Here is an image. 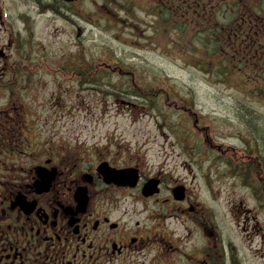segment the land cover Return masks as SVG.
<instances>
[{
  "label": "flooded vegetation",
  "instance_id": "1",
  "mask_svg": "<svg viewBox=\"0 0 264 264\" xmlns=\"http://www.w3.org/2000/svg\"><path fill=\"white\" fill-rule=\"evenodd\" d=\"M142 1L151 33L168 13L167 20L186 26L177 38L187 45L207 32L216 41L252 38L264 58V0ZM71 5L61 0H0V264H156L157 252L172 260L180 251L178 240L166 238L160 224L167 219H175L188 238L200 235L205 242L182 256L189 264H220L213 254L219 252L215 217L204 209L197 187L190 191L174 169L165 172L164 166L144 174L137 162L119 165L110 155L100 156L79 143L59 138L54 144L34 143L32 121L12 92L22 91L29 81L32 66L27 69L26 59L39 57L31 46L38 41L39 20L44 28L52 19L67 28L76 26L70 14L86 21L71 13ZM173 38L164 31L162 45ZM128 168L137 170L135 187L129 184L132 173L106 182L104 172ZM149 180L158 190L144 198L141 189ZM174 188L183 189L182 200H176ZM149 204L160 210L152 214ZM137 205L142 207L138 213ZM139 214L146 221H135Z\"/></svg>",
  "mask_w": 264,
  "mask_h": 264
},
{
  "label": "rangeland",
  "instance_id": "2",
  "mask_svg": "<svg viewBox=\"0 0 264 264\" xmlns=\"http://www.w3.org/2000/svg\"><path fill=\"white\" fill-rule=\"evenodd\" d=\"M133 1L143 5L142 1ZM128 2L124 1L126 5ZM103 4L102 0H79L73 10L87 22L72 16L76 26L71 28L57 19H52L47 28L41 26L39 20L35 27L38 41L32 42L31 46L38 51L39 57L35 58L44 69H38L32 62L29 81L18 92L20 105H24L32 121L34 140H37L34 143L44 140L54 144L57 138L65 143H79L85 150L100 156L110 155L119 165L137 162L144 174L157 172L164 166L165 172L174 169L176 177L185 181L190 191L194 192L197 187L204 209L215 217L219 252L213 254L220 264L232 263L228 259L232 250L240 264H264V215L256 210V202L249 191L226 175L225 169L213 160L211 167L206 160L194 165L195 175H190L189 171H184L185 159L179 157L175 146L170 147L174 141L168 137L169 132L177 133L180 129L176 124L168 126L169 123L180 119L186 125L181 131L194 133L200 141L204 140L200 133L204 131L209 135L213 154L219 153L214 149L215 145L242 148L237 102L259 111V122L264 129V92L262 98H259L260 93L254 98L252 93L246 94L254 90L252 78L258 71L251 70L242 82L240 77L249 71L243 62L234 67L231 76L236 78H230V83H221L215 71L209 75L212 79L208 75L203 77L184 61L168 57L173 51L171 48L164 50L151 45L122 24V27H108V14ZM138 15L145 19L143 12ZM121 61L122 65H119ZM75 63L87 67L92 64L97 73L95 76L103 82L121 85V95H102L92 86L78 84L75 75L71 79L61 71L51 72ZM76 64L72 68L80 67ZM25 66L30 69L29 64ZM145 86L152 87L141 92L140 88ZM134 87L139 93H146L144 103L143 99L123 93ZM149 98L158 100L161 107L147 108ZM206 173L209 182L202 180ZM141 209L137 205L135 211L138 213ZM147 210L155 214L160 206L149 204ZM134 219L140 223L146 221L144 214ZM174 222L175 219H167L160 224L166 238L178 240L180 255L170 260L167 253L157 252L156 264H189L182 256L201 248L203 239L200 235L188 238ZM244 226L247 227L245 231Z\"/></svg>",
  "mask_w": 264,
  "mask_h": 264
},
{
  "label": "trees",
  "instance_id": "3",
  "mask_svg": "<svg viewBox=\"0 0 264 264\" xmlns=\"http://www.w3.org/2000/svg\"><path fill=\"white\" fill-rule=\"evenodd\" d=\"M102 1L104 3V10L107 11V13L112 14V16H109L106 20L108 27H110L109 25L115 27H122V25H124L132 33L136 32L137 35L142 36L145 41H148L151 45L162 47L164 50H168L169 47L175 53L176 51L185 52V55L188 56L187 59L183 57L182 54L173 55V51H170L168 57H171L173 60L178 59L184 61L187 65L189 64L190 67L201 72L203 77L204 75H208V78L212 79L209 75L215 71L216 76L221 83H230L232 78H236L231 76L234 67L245 62L249 71L246 72L242 78L240 77L242 82L246 81V78L249 77L247 75L251 70H256L255 72L258 71L255 75L256 77L252 78V88H254V90L247 91L246 94L252 93L253 95L251 97L254 98L260 93L262 96L259 98L263 97L264 60H256L249 54H241L240 51L243 48L240 46V42L236 41L237 39L216 41L212 40V38L209 39L207 32L206 35H200L199 38H193V40L196 38L198 39L194 43L190 42L191 44L187 45V42H181L182 38H177L179 37V34L177 33L181 32L182 29L185 30L186 26L180 28L176 23L174 24L171 20H167L169 16L168 13L161 16V23L158 22L152 26L153 31L151 35L154 36L150 38L145 35L147 24L138 18L135 11L137 8L132 3L128 2L126 5L124 0ZM164 31L168 32V34L174 35V38L169 40V46L162 45L161 43ZM227 49L228 51H226ZM32 62L34 61L29 57L26 59V63L27 65L29 64L30 67L34 65ZM36 64L38 65L39 63ZM114 65L116 66V64ZM119 65H122V61L119 62ZM73 66L70 65L65 68L63 67L61 71L71 77L75 75L78 84H81V86H92L96 93L102 95L106 94L107 96L121 95V93H119V87H121V85L103 82L99 76H95L97 73L94 71V66L92 64L87 67L84 66L83 63H80L77 65L80 66L77 69L72 68ZM150 87L152 86H145L144 88H140V90L141 92H144L147 88L151 89ZM124 88L126 87H123L122 89ZM234 88L238 87L234 86ZM123 93L140 100L143 99V103L146 100V93H139L135 87L128 88L127 90H124ZM12 94L16 96L18 92L14 90ZM237 103L236 109L239 111L238 125L242 127V130L240 128V134L242 135L241 140L243 146L240 149L231 147L225 148L215 145L213 147L214 149L216 148L219 153L213 154L211 152L212 147H210L209 135L204 131L203 133H200L203 134L204 140L200 141L198 136L193 135L194 133L192 134V132L190 133L189 131H181L186 129V125L180 122V119H176L174 123H169L168 126L175 124L180 126L177 133L171 134L175 137V142L180 151L197 165L202 164V160L209 162V167H211L212 160L219 163L225 169L226 175L240 181V183L250 192L251 196H253V199L257 203L258 210L264 213V129H262L261 122H259L261 114L259 111L253 110L241 102ZM146 105L147 108L151 109H156L157 106L161 107L158 100L155 102L153 98H149L146 101ZM230 253L231 256H229L228 259L231 260V264L239 263L233 250Z\"/></svg>",
  "mask_w": 264,
  "mask_h": 264
},
{
  "label": "water",
  "instance_id": "4",
  "mask_svg": "<svg viewBox=\"0 0 264 264\" xmlns=\"http://www.w3.org/2000/svg\"><path fill=\"white\" fill-rule=\"evenodd\" d=\"M65 2H68V3H71V2H74L76 0H63ZM104 176L105 178L109 181V182H112L113 179L116 177V178H119L120 175L118 174H111V173H108V172H104ZM135 180V178H134ZM154 184L150 183L148 185H146L143 189H142V195H144L145 197H148V195H151L152 193L155 192L154 190Z\"/></svg>",
  "mask_w": 264,
  "mask_h": 264
},
{
  "label": "bare ground",
  "instance_id": "5",
  "mask_svg": "<svg viewBox=\"0 0 264 264\" xmlns=\"http://www.w3.org/2000/svg\"><path fill=\"white\" fill-rule=\"evenodd\" d=\"M263 85H264V83H263ZM238 104V103H237ZM236 264H240V263H236Z\"/></svg>",
  "mask_w": 264,
  "mask_h": 264
}]
</instances>
